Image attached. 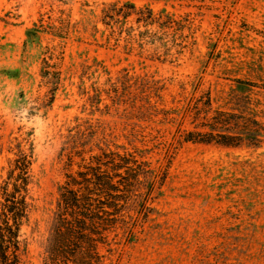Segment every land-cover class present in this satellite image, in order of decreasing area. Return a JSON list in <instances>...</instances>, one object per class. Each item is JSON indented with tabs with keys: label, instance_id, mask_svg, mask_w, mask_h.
Here are the masks:
<instances>
[{
	"label": "rangeland",
	"instance_id": "obj_1",
	"mask_svg": "<svg viewBox=\"0 0 264 264\" xmlns=\"http://www.w3.org/2000/svg\"><path fill=\"white\" fill-rule=\"evenodd\" d=\"M237 79L255 82L241 110L264 122V0H0V199L10 161L34 147L21 264H44L67 152L100 146L161 169L104 264H264V141L169 142L162 116L138 109L153 83L169 107L201 80L230 110Z\"/></svg>",
	"mask_w": 264,
	"mask_h": 264
},
{
	"label": "trees",
	"instance_id": "obj_2",
	"mask_svg": "<svg viewBox=\"0 0 264 264\" xmlns=\"http://www.w3.org/2000/svg\"><path fill=\"white\" fill-rule=\"evenodd\" d=\"M41 32L36 23L28 28L26 43L33 42L34 36L39 38ZM50 67L43 65L42 75L59 78V72L52 71ZM235 83L227 96V102L232 105L230 110L214 105L212 90L201 89V80L194 85L191 95L176 100L169 107L159 102L162 99L158 94L161 87L155 86L157 82L153 83L155 89L151 93L154 90L158 92L145 96V103L138 109L146 118L140 119L153 123V117L162 116L159 122L172 128L169 142H215L228 146L250 143L259 146L264 141V122L241 110L246 106H243L240 94L256 84L241 79L235 80ZM55 91L53 88L49 91L47 105L53 103ZM155 96L158 98L154 101ZM160 130L155 129L156 132ZM30 149L29 152L20 150L10 161L8 175L1 184L0 264H21L25 251L22 227L28 219L33 199V144ZM90 151L83 148L67 152V172L59 186L54 225L44 264H104L106 254L102 248L110 251L113 234L118 235L119 230L127 234L130 199L139 193L145 181H148V195L154 189V180L161 169L145 168L135 160V155L121 154L110 147L100 146L99 152L86 156ZM145 204L146 199L142 198L139 206Z\"/></svg>",
	"mask_w": 264,
	"mask_h": 264
}]
</instances>
